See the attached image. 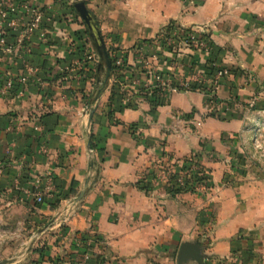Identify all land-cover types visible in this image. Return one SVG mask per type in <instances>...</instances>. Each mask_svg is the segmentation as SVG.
<instances>
[{
    "label": "crops",
    "instance_id": "crops-1",
    "mask_svg": "<svg viewBox=\"0 0 264 264\" xmlns=\"http://www.w3.org/2000/svg\"><path fill=\"white\" fill-rule=\"evenodd\" d=\"M28 1L41 24L16 45L30 19L20 12L7 28L14 53L0 52V87L29 75L27 66L41 77L22 97L0 94V261L78 264L86 251L80 264H97V256L100 264H177L187 241L200 244L203 264H264V168L244 180L230 168L232 148L242 152L264 118V0H83L106 49L123 52L140 80L138 44L157 54L151 63L165 79L180 76L157 50L168 24L202 28L214 47L205 58L233 71L213 107L188 90L157 105L136 95L122 108V99L111 105V93L121 92L113 79L95 99L101 61L72 0ZM184 51L194 69L205 59ZM194 154L210 176L204 193H173L166 182L141 188L159 163ZM49 179L53 190L36 203Z\"/></svg>",
    "mask_w": 264,
    "mask_h": 264
},
{
    "label": "built area",
    "instance_id": "built-area-1",
    "mask_svg": "<svg viewBox=\"0 0 264 264\" xmlns=\"http://www.w3.org/2000/svg\"><path fill=\"white\" fill-rule=\"evenodd\" d=\"M20 12L28 13L30 19L19 30L15 41L16 45L22 44L24 40L28 39L42 22L43 14L41 10L34 7L28 0H0V52L6 57L13 55L15 47L7 39V28H15V16ZM201 34L207 33L202 28H183L175 24H168V28L160 33L158 40H156L158 52L170 54V68L177 72L178 75L181 73L178 78L175 77L173 80L165 79L163 74L152 65L151 60H157L158 56L156 53L147 54L144 44H138L134 48L136 64L139 66L140 72L145 75L142 80L134 75L133 70L125 60L123 52L111 50L110 55L113 58V65L117 69V73L122 76L118 82L120 91L123 92L122 100L127 103L131 102L136 95L142 93V96L151 97L157 89V97L166 102L171 94L178 91L192 90L193 85L196 86V90L202 91L209 98L217 99L216 93L218 89L231 74L229 69L215 63L213 64L214 72L208 75L205 67L207 59L202 62V65L200 64L194 69L192 60L185 57L184 48L192 51V53H198L204 58L210 56L211 45L209 39L201 37ZM26 70L29 74L27 76L18 77L17 79L7 77L0 87V94L15 90L16 95L22 97L31 82L40 81L41 77L36 68L27 66ZM17 86L18 89H16ZM140 88L143 90L139 91ZM255 102L256 98L252 97L248 102V107H253ZM210 104L213 107L215 102L211 100ZM196 124H199V122H196ZM258 126V123L254 125V127ZM132 131H135V129ZM189 161L185 167H183L182 160L174 161L168 165L159 163L151 179L152 186H156L161 182L168 183L169 176L174 175L172 184L174 183L175 186H190L193 188L194 193L207 191L209 188L207 171L201 167L195 158H191ZM52 190V182L49 179V182L42 189L34 193L36 203L43 202L45 196L49 195ZM89 258L90 254L86 251L81 255L82 262Z\"/></svg>",
    "mask_w": 264,
    "mask_h": 264
},
{
    "label": "water",
    "instance_id": "water-1",
    "mask_svg": "<svg viewBox=\"0 0 264 264\" xmlns=\"http://www.w3.org/2000/svg\"><path fill=\"white\" fill-rule=\"evenodd\" d=\"M72 6L87 28L93 47L95 48L99 60L101 61L99 65H102L103 62L106 65L105 76L101 82V86L95 98L97 99L109 79L111 72V62L103 38L101 37L98 27L83 0H72ZM204 258L205 256L202 252V248L198 242L184 241L179 245L176 255L177 264H185L188 261H195L197 262V264H203ZM8 263L9 260L0 261V264Z\"/></svg>",
    "mask_w": 264,
    "mask_h": 264
},
{
    "label": "trees",
    "instance_id": "trees-1",
    "mask_svg": "<svg viewBox=\"0 0 264 264\" xmlns=\"http://www.w3.org/2000/svg\"><path fill=\"white\" fill-rule=\"evenodd\" d=\"M168 28V26L167 27H165V30ZM201 37H205L206 39H209V43H210V45H211V52H210V55H212V52H213V50H214V47H213V43H212V41H211V39H210V37H209V35H207V34H201ZM112 49H108L107 51H108V55H109V59H110V62H111V72H110V76H109V80L110 79H115L116 80V83L117 84H115V85H117L118 87H119V89H120V85H119V81L121 80V78H122V76L121 75H119L118 73H117V69L115 68V66L113 65V58H112V56L110 55V51H111ZM216 62H215V59H214V57H210V58H207V60H206V64H205V67H206V70H207V73H208V75H210V74H212V72H214V68H213V64H215ZM217 65H219V64H217ZM220 66V65H219ZM222 67V66H221ZM223 67H225V66H223ZM229 71H230V73L232 74V70L229 68ZM105 72H106V65H105V63L103 62L102 63V65L100 66V68H99V70H96L95 69V71H93V76H94V78H95V85H94V87H95V91H99V88H100V86H101V82H102V80L104 79V76H105ZM230 74V75H231ZM108 82V81H107ZM192 90H196V86H192V88H191ZM143 89L142 88H140L139 89V91H142ZM156 92H157V89L155 90V92H154V94L151 96V97H147V96H145V95H143L142 96V94H140L141 96H142V98L143 99H145V100H148V101H150V102H152V103H154L155 105H157V104H161V103H164V101H162V100H160L158 97H157V94H156ZM123 92H119V91H117L116 92V97H115V94H114V92L113 93H111V105L114 103V99L115 98H118L119 100H121L122 99V97H123V94H122ZM209 100L211 101H213V102H216L217 101V99L216 98H214V99H212V98H209ZM135 104L133 103H127V104H125L124 106L122 105V106H117V107H119V108H122V107H125V106H134ZM129 129H131V131L132 130H134V129H136V126L133 124V125H130L129 126ZM132 132H134V131H132ZM91 147L93 146V144H91L90 145ZM94 147V146H93ZM191 156H193V157H197L195 154L194 155H191ZM191 158H190V156L189 157H185V158H183L182 159V164H183V167H185L186 165H188V163L190 162L189 160H190ZM154 173H155V171L153 170V171H151V172H149L148 173V177H150V180H149V183L148 182H145V184H143V186H141V188H143V189H145V190H148V189H151L153 186H152V184H151V179L153 178V176H154ZM168 185H169V189H170V191L171 192H173V193H179V192H194L193 191V188L192 187H190V186H186V187H180V186H175L174 185V183L172 184V182H173V180H174V175H170L169 176V178H168ZM170 182V183H169ZM144 183V182H143ZM45 201V198H44V200H43V202ZM43 202H41V203H43ZM40 204V203H39ZM88 237H86V235H84V236H82L81 238H80V240H81V243L83 242H85L86 241V239H87ZM82 243V244H83ZM83 246H84V244H83ZM78 253H81V252H78ZM82 255V254H81ZM81 255H79V256H77L76 257V260H77V263L78 264H80L82 261H81ZM98 257V261H97V264H100L101 263V261H103V259H99V256H97ZM31 264H34V263H31Z\"/></svg>",
    "mask_w": 264,
    "mask_h": 264
},
{
    "label": "rangeland",
    "instance_id": "rangeland-1",
    "mask_svg": "<svg viewBox=\"0 0 264 264\" xmlns=\"http://www.w3.org/2000/svg\"><path fill=\"white\" fill-rule=\"evenodd\" d=\"M206 59L207 58H205L203 61H205ZM256 121L259 122V126L252 127L250 129V132L247 134L248 136H246L247 141H246V145L242 149L243 151L241 152V149L240 150L239 148L237 149V146L232 148L234 154L232 157L233 160H231L230 162V168L233 170V172L240 171L239 173H241V176L243 175V171H245V173L247 174V175L244 174L242 177L240 176L238 180L240 179L244 180L245 178L253 179L254 178L253 176L255 174L254 170L258 168H264V118L257 119ZM190 158H195L198 161V163L201 165L197 157L190 156ZM207 174L209 177V188H210L211 187L210 176L208 172ZM226 183L231 185L234 183V179L230 181H225V184Z\"/></svg>",
    "mask_w": 264,
    "mask_h": 264
}]
</instances>
